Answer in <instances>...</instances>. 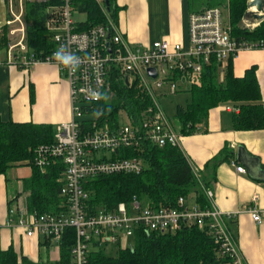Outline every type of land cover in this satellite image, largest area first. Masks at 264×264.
<instances>
[{"label":"built area","instance_id":"2783aa9c","mask_svg":"<svg viewBox=\"0 0 264 264\" xmlns=\"http://www.w3.org/2000/svg\"><path fill=\"white\" fill-rule=\"evenodd\" d=\"M96 1L104 8V0ZM251 1L247 0V8L239 25L245 30H254L264 22V5L259 10L255 5L250 6ZM1 2L8 3L13 16L5 25H18L9 29L12 36L18 35V40L6 50L5 62L26 69L40 63L56 66L70 85L72 118L56 126L53 143L34 149V164L43 171L52 158L63 161L65 170L61 194L67 198L66 209L60 213H39L28 208L25 197L16 198L10 204L7 220L0 224V228L20 227L25 236H45L58 247L65 230L74 228L76 244L72 250L73 264H85L87 252L95 243L121 246L123 238L134 239L137 229L166 233L177 231L184 223H197L200 227L208 225L210 232L220 242L222 252L229 254L231 260L228 264H245L234 237L226 227L224 213L213 201L214 192L210 188H204L209 201L207 208L190 203L184 197H180L175 206L150 207L134 196L129 203L120 202L112 210H99L93 214L86 210L89 192L84 188L85 182L98 175L140 174L144 161L140 157H119L118 152L138 147L143 140L158 146L179 147L181 134L175 127V120L166 116L158 101V97L163 95V88L166 87L167 92L173 94L191 86H201L204 68L210 64L211 58L220 64L219 73L223 78L230 57L246 49H264V38L250 40L234 34L229 0L227 7L216 6L190 13L186 46L163 38L135 47L123 38L110 19L106 24L78 31L73 20L74 0ZM15 3L17 14L12 11ZM27 4L48 5V12L53 14L47 28L54 33L51 38L55 46L47 55L32 52L23 39L25 29L22 16ZM224 8L228 11L227 20L224 19ZM248 14H257L262 18L256 19ZM2 51L4 49L0 48V64L4 62ZM57 52L66 59L58 60ZM113 68L129 84L135 83L150 98L152 105L144 112L139 127H135L125 115L127 123L118 128L99 129L93 122V130H85L76 114H88V106L102 99ZM149 68L156 70V77L149 75ZM226 108L236 112L239 110L231 105ZM235 166L238 172H246L244 167ZM193 171L201 181L199 170ZM250 213L255 222H262L257 209H251Z\"/></svg>","mask_w":264,"mask_h":264},{"label":"trees","instance_id":"16d2710c","mask_svg":"<svg viewBox=\"0 0 264 264\" xmlns=\"http://www.w3.org/2000/svg\"><path fill=\"white\" fill-rule=\"evenodd\" d=\"M115 2L110 0V10H107L96 0H74L75 11L86 15V20L78 22L76 29L83 31L106 24L108 16L116 21L118 7ZM224 2L217 1L215 5ZM229 5L236 36L250 40L264 38V22L254 30L239 26L247 0H229ZM189 6L193 13L210 5L195 8L192 0H189ZM52 17L48 5H26L27 45L32 52L47 55L54 49L51 38L54 33L47 28ZM233 58H229L223 78L219 73L220 64L211 58L210 64L204 68L202 85L186 89L191 96L190 102L177 105L175 113L180 132H193L198 125L207 123L210 110L226 104L239 109L232 112L235 130L264 129V102L257 68L252 66L243 76L237 77L233 73ZM108 78L102 99L86 110L93 117L83 120L81 127L93 130L92 124L95 122L96 128L115 129L121 126L122 114L131 119L135 127H139L144 112L152 105L150 98L135 83H126L116 68L112 69ZM55 131L56 128L47 123L0 121V175H5L17 165L31 166L32 175L23 181L25 203L31 211L39 213H60L66 209L67 198L61 194L65 170L63 161L52 158L44 171L34 164V149L53 143ZM118 154L122 158L140 157L144 161L143 171L140 174L122 173L90 178L84 184L89 192L88 213L112 210L120 202L129 203L134 196L150 207L175 206L180 197H193L199 207L207 208L209 201L204 188L211 187L215 179L212 175L218 164L234 156L224 148L206 165V173L201 175L200 181L184 153L175 146H158L143 140L138 147L121 150ZM75 244V229L67 228L59 246V259L38 263L20 255L12 245L2 249L0 244V264H73L72 250ZM118 247L115 254H108L105 246L95 243L87 252L85 264H228L231 260L229 254L220 249V242L210 232L208 225L200 227L197 223H184L177 231L166 233L137 229L132 243Z\"/></svg>","mask_w":264,"mask_h":264},{"label":"crops","instance_id":"0c3cea01","mask_svg":"<svg viewBox=\"0 0 264 264\" xmlns=\"http://www.w3.org/2000/svg\"><path fill=\"white\" fill-rule=\"evenodd\" d=\"M117 30L133 47L145 46L168 38L185 46L188 43L189 0H116ZM0 64V121L47 123L55 128L72 118L70 85L53 64L40 63L29 69L5 62ZM234 74L241 77L252 66L257 76L264 102V49L242 50L234 58ZM220 105L210 110L208 121L191 133L180 132L179 149L193 170L206 173V165L224 148L234 154L231 160L218 164L210 189L213 201L224 213L226 227L234 237L245 264H264V180L248 171L238 172L235 165L246 168L236 159L242 146L257 158L264 169V129L238 131L233 128L232 110ZM233 106V105H231ZM176 121V120H175ZM28 167V168H25ZM14 171L11 176L8 172ZM32 175L29 165H17L0 175V224L8 217L10 201L25 197L23 181ZM195 203L193 197L188 199ZM257 209L262 222L253 220L250 210ZM20 227L0 228L2 249L13 246L33 263L56 261L59 247L42 236L27 237ZM48 241V242H47ZM47 242V243H46ZM46 243V244H45Z\"/></svg>","mask_w":264,"mask_h":264},{"label":"rangeland","instance_id":"374dc122","mask_svg":"<svg viewBox=\"0 0 264 264\" xmlns=\"http://www.w3.org/2000/svg\"><path fill=\"white\" fill-rule=\"evenodd\" d=\"M217 1H224V0H192V5L195 8H199L201 6L204 5H210L208 6L210 7H216L217 5H215V3L217 4ZM16 4V3H15ZM219 7H227V0H225V2L223 4H220ZM224 19L227 20L228 18V11L224 8ZM10 8L7 2H1L0 0V48L4 49V51H2L1 56L5 57L6 56V50L8 49L9 45L14 44L17 42L18 40V35H11L10 34V28L12 27H18V25L14 24V25H5L7 20H12L13 16L12 14L9 12ZM12 11H14V13H18V7L17 4L14 5V7L12 8ZM25 11L26 8H24L23 10V16H22V22L24 25V41L26 46L27 45V23L24 19V15H25ZM73 20L75 21V23L77 24L78 22H82L86 20V15L83 13H79L78 11H74L73 13ZM29 48V47H27ZM163 95H160L158 97V101L159 104L161 106V108L163 109L164 113L166 114V116L168 118H170L172 121L176 120L175 119V113H176V107L179 104L182 105H186L187 102H190L191 96L189 94L188 91L184 90H178V92L176 93H168L166 87L163 88L162 90ZM93 116L90 114H81L78 115L76 114V118L78 121H83V120H87L92 118ZM125 114L121 115V124L123 123H127V119H125ZM176 123V121H174ZM28 168V167H25ZM14 171L10 170L8 172L9 176H11V174H13ZM201 179V178H200ZM16 199V198H14ZM12 199V200H14ZM133 242V238L131 237H126L122 239V244H120L121 246H126L130 243ZM105 246V245H104ZM118 245H106L105 246V252L108 254H115L116 250H117Z\"/></svg>","mask_w":264,"mask_h":264},{"label":"water","instance_id":"95a60500","mask_svg":"<svg viewBox=\"0 0 264 264\" xmlns=\"http://www.w3.org/2000/svg\"><path fill=\"white\" fill-rule=\"evenodd\" d=\"M104 5L107 10H110V0H104ZM257 6L259 10L263 8L264 2L263 0H253L250 2V6ZM256 19H261L262 17L257 14H248ZM148 73L150 76L156 77V70L154 68H149ZM126 83L128 80L126 79ZM236 159L240 161L246 168L249 174H252L254 177H258L259 179L264 180V169L261 168L260 162L257 158L250 156V154L246 151V149L240 146L236 152Z\"/></svg>","mask_w":264,"mask_h":264},{"label":"clouds","instance_id":"9594fccd","mask_svg":"<svg viewBox=\"0 0 264 264\" xmlns=\"http://www.w3.org/2000/svg\"><path fill=\"white\" fill-rule=\"evenodd\" d=\"M56 58H57L58 60H65V59H66V58L63 57V56L61 55V53H59V52L56 53Z\"/></svg>","mask_w":264,"mask_h":264}]
</instances>
